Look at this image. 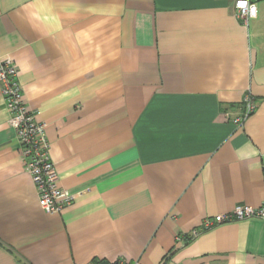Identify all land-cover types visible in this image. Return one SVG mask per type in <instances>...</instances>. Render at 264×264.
Here are the masks:
<instances>
[{
    "label": "crops",
    "instance_id": "obj_1",
    "mask_svg": "<svg viewBox=\"0 0 264 264\" xmlns=\"http://www.w3.org/2000/svg\"><path fill=\"white\" fill-rule=\"evenodd\" d=\"M0 0V56L46 122V214L0 93V264H264V0ZM257 106L237 127L247 91Z\"/></svg>",
    "mask_w": 264,
    "mask_h": 264
},
{
    "label": "built area",
    "instance_id": "obj_2",
    "mask_svg": "<svg viewBox=\"0 0 264 264\" xmlns=\"http://www.w3.org/2000/svg\"><path fill=\"white\" fill-rule=\"evenodd\" d=\"M231 1L236 18L244 22L256 16L258 0ZM18 76L19 68L16 63L10 58L0 56V93L7 110V124L14 130L19 143V154L36 189L40 208L46 214H59L64 206L74 201L75 195L58 183L59 176L50 157V143L45 133L47 124L38 118L37 110L28 108ZM242 101V114L232 120L237 127L243 125L257 106L256 99L249 90L244 94ZM250 218L264 220V202L257 207L237 204L231 210L206 217L199 228L178 234L175 238L176 245L186 244L216 224Z\"/></svg>",
    "mask_w": 264,
    "mask_h": 264
},
{
    "label": "water",
    "instance_id": "obj_3",
    "mask_svg": "<svg viewBox=\"0 0 264 264\" xmlns=\"http://www.w3.org/2000/svg\"><path fill=\"white\" fill-rule=\"evenodd\" d=\"M97 264H110L108 261H106V260H102V261H100L99 263H97Z\"/></svg>",
    "mask_w": 264,
    "mask_h": 264
}]
</instances>
